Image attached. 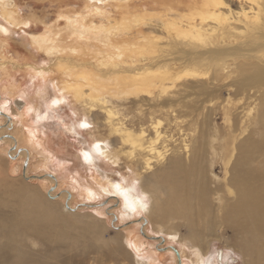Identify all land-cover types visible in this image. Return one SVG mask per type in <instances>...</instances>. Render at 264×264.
<instances>
[{"label": "rangeland", "instance_id": "374dc122", "mask_svg": "<svg viewBox=\"0 0 264 264\" xmlns=\"http://www.w3.org/2000/svg\"><path fill=\"white\" fill-rule=\"evenodd\" d=\"M102 1L14 0L16 10L23 23L20 22L21 25L13 26L0 16V29H3L0 30V110L9 114L13 121L18 122L17 125H15L16 123L14 124L13 129H17V133L21 135L22 147H27L24 136L31 134V132L32 134L34 133V139L38 141L39 147L37 145L33 147V150H35L34 155L28 161L27 173L31 176L53 174L58 180L55 186H51L44 179H37L32 182L30 180L26 181L24 167L21 164L24 160L20 161V164L16 163L15 166L11 165V160L3 153V147H6V143L10 139H0V148L2 147L0 149V170L2 169L0 171V194L3 193V197L7 198L4 193L5 190L8 192L11 187L19 189L26 185L31 186L34 184L31 187L38 191L42 197L49 198V194L57 196L55 199H50L56 201L55 204L58 211L64 220L67 221H64V223L60 221L59 225H57L58 227L53 228L51 238H49L51 240H45L46 242H44L30 238V240L26 241L24 250L37 257H43L49 264H59L60 262L64 264H139L137 262L138 257H134L136 256L134 253L136 249L133 248L135 242L131 241V245H129L127 238H135L140 234L139 231L142 232L143 230L148 234V237H145L148 240L144 238L138 240L142 242V244H139L144 252L140 251L139 253L144 258L149 259L150 257L147 256L149 253L162 247L164 249L157 250L155 253L158 254L159 259L156 264H194L192 261L193 256H191L189 250L179 262L175 252L176 249L178 251L181 250V244L178 243V239L171 241L172 239H167L166 235L157 232V230L163 227L166 231L168 229L172 232L176 231L180 236L187 239V244L190 246L188 236L190 231L197 226V231L202 236L205 235V238L209 241L206 251L201 246L204 243L203 240L200 243V240L196 239L197 245L203 248V251L205 250V264H224V262L226 264H249V258L243 251L246 235L240 232L237 226L232 224L233 227L230 224L228 226V223L223 220V212L221 211L208 216L212 220L207 217V220L194 226H189L187 220L178 217L171 219L170 223L163 224L157 218L151 220L148 218L147 223L141 225L132 221L133 219L141 218L143 215L140 213L136 212L130 221L121 218L120 215L124 208L123 202L116 205L114 201H109L112 198L108 194L98 197L96 200H89L84 190L81 189L85 188L83 186L86 184L94 185V182H96L95 186H98L97 183L100 181H104L105 185L108 182H116L115 184L121 185L133 183L137 193L141 194V182H134V179H132V182L130 181L133 176L132 170H135L141 177L144 187L151 193L153 192L154 196H157L156 190L159 189L157 187L158 182L155 180L157 175H162V172L169 169L176 159H183V161L185 159V162H190L193 152H196L198 147L203 148L205 153L206 151L208 152V162L211 163L212 148L210 143H214L213 140L215 139V144L221 148L225 140L230 141L235 134L239 133L240 127H243L242 121H244V124L247 122L246 126H248L249 116L246 113L251 107H254L253 109L251 108L254 112L256 111V104H259V98L257 100V97L263 91V88L258 90L255 85L252 87L254 88L252 93L255 91L256 94L251 99L246 93L235 94L233 89L239 88L243 77L241 71L232 62L243 61V58H240L237 54L232 56L227 53H220L221 55H218L216 60L214 59L213 64L215 66L212 64L211 69H209L211 75L209 72L208 75L205 74L208 69L206 70L203 64L202 68H200L202 72L199 80L183 78L176 82L172 88H167V94L161 93V88L158 86L134 88L132 90L131 88H114L113 95L110 98L111 103H108L118 114L113 116V123L123 122L135 132L145 130L148 135L147 138L155 136V125L160 123L158 129L162 134L158 147L164 152L165 157L163 160L154 158V161L152 160L153 168H147L144 165L145 158L151 155L139 151L131 155L129 153L130 146L127 144L123 145L121 140L118 139L119 136L113 133L111 122L103 108L96 107V110L92 112L89 106L88 108L87 105L85 106V103L79 102L68 93H61L59 89L58 80L63 76L62 72L58 71V62L60 60L68 59L67 61L73 67L75 65L91 67L92 65L100 68L101 62L104 61L102 54L115 52L114 49L110 48L111 45L105 46L104 42L100 43L95 39L78 41V45L77 41L67 37L64 40L65 51L60 53L58 57H54V55L48 56L45 52L39 51L32 44L31 33L43 32L46 27L59 29L66 26L65 20L61 18L60 14L74 15L81 12L84 14L89 13L88 15H90V11L97 10L96 13L90 15L95 17V22L97 24L102 22L109 24V19L113 22V19L116 21L122 16L135 15L145 10L155 11L160 9L158 11H162L165 9L161 6L162 4H159V0L155 2L153 0H134L131 6L128 7L130 9L127 6H121V2L117 0ZM118 3L120 4L119 6ZM165 4L176 7L179 10V14L191 9L192 6L189 0H167ZM234 8L237 10L239 6L235 5ZM173 16L174 18H179V15L174 14ZM134 24L130 31L115 37L124 39L118 45L125 49L127 55L130 53L129 50H126L128 45L129 47L131 45L132 47L136 46L138 49L140 47L144 49L146 44L151 46L152 36L160 34L165 36L162 38L163 41L170 38L168 41L170 46H163L165 49L175 48V39L166 33L167 29L165 26H160L158 30L161 32L156 33L157 25L151 27L150 25L142 24L140 21L136 25ZM159 38L161 39V37ZM215 43L221 50L223 46H227L221 41H216ZM192 46L197 48L195 45ZM71 47L75 48L76 52L72 53L69 49ZM242 51L244 52L245 49L243 48ZM135 53L137 54V52ZM140 53H138L139 57H137L139 61L132 69H136L138 66L145 67L144 65L155 57V54L150 52V55L145 54V51ZM74 62L75 65H73ZM218 63L221 65L224 63L230 64L229 71L231 76H227L226 72L221 71ZM29 64L33 66L29 67ZM34 68H39V70L51 68V70L47 69L45 74H41L39 70L37 71ZM106 75L108 74L104 76ZM214 76L218 79H214ZM229 89H232V91L230 92ZM125 91L128 92L126 93ZM53 101H58V103L53 104ZM225 107L230 108V121L225 118ZM20 113L24 115L23 120L18 116ZM87 115L90 116V127L84 129L80 127V124L84 121V118L88 117ZM229 129H232V131L230 132ZM248 133L250 132L244 134V138L249 136ZM93 135L98 137V139L94 138ZM241 136L243 138V134ZM94 139L108 140L111 146L119 152V163H110L104 157L102 158L101 154L96 153L93 148L96 141ZM84 151H89L93 154L91 162L83 158L82 153ZM3 157L4 160L2 159ZM216 174L219 176L217 181L219 179V181L223 180L224 170L222 166L218 167ZM46 177L48 178L45 179H49L50 176L47 175ZM213 185L215 186V184L211 186ZM159 190L160 199L163 198L165 192L164 188ZM67 192L71 195L64 197ZM83 202H94V204L104 202L105 204H101L98 207H84L78 210L77 213L67 212L63 208L64 205L78 207ZM1 210L2 208H0ZM108 212L113 214L110 215ZM128 221L129 223L124 225ZM206 225H209V227ZM122 226H126V228L123 230L122 228L118 229V227ZM58 232H61L64 236L61 240ZM156 234L162 235L168 242L163 244L156 239L159 237ZM168 246H174L176 249ZM27 247H30L29 250ZM220 251H224L222 261L217 259Z\"/></svg>", "mask_w": 264, "mask_h": 264}, {"label": "bare ground", "instance_id": "6f19581e", "mask_svg": "<svg viewBox=\"0 0 264 264\" xmlns=\"http://www.w3.org/2000/svg\"><path fill=\"white\" fill-rule=\"evenodd\" d=\"M117 1L121 2V6H127L128 8L134 0ZM153 1L155 2L156 0ZM166 1L159 0V4H162L161 6L165 8H161L163 9L162 11H158L160 9H156L155 11L145 10L135 15L122 16L119 20L116 19V21L113 19V22L109 19V24H105L104 22L97 24L95 22V17L90 15L96 13L97 10L90 11V15H88L89 13L84 14L81 12L74 15L60 14L61 18L65 20L66 26L59 29L46 27V30L43 32L31 33L32 44L39 51L45 52L48 56L54 55V57H58L60 53L65 51L64 40L67 37L77 41V43L84 39H95L100 43L104 42L105 46L111 45L110 48L114 49L115 52L101 53L104 61L101 62L100 68L92 65L91 67L76 66L75 62L73 64L75 67H73L67 61L68 59L60 60L58 62V71L62 72L63 76L58 80L59 89L61 93H68L79 102L85 103V106L87 105V108L89 106L92 112L96 110V107L103 108L107 114V118L111 122L113 133L119 136L117 138L121 140L123 145L127 144L130 146V152H128L131 155L135 154L136 151L151 155L145 158V163L143 162L149 169L153 168L154 158L163 160L165 157L164 152L158 147L162 134L158 129L160 123L154 124L155 136L151 138H147L148 135L145 130L135 132L123 122L113 123V116L117 113L108 103H111L110 98L113 95L114 88H131L132 90L134 88L158 86L161 88V93L167 94V88H172L176 82L183 78L187 77L199 80L200 73L202 72L200 68H202L203 64V67L205 66V69H208L205 72L208 75L210 73L209 69H211V65L218 55L227 53L234 56L233 54H237V56L243 58V61H233L232 63H235L236 66H234L241 71L243 80L239 88L233 89V91L236 95L246 93L251 99L256 94L255 91L252 93L254 89L252 87L256 85L258 90L263 88V91L261 90L262 93L257 97V100L259 98V104H256V111L252 110L254 107H251L252 109L250 108L247 111L246 114L249 116L248 126H246L247 122L244 124V121H242L243 127H240L239 133L235 134L230 141L225 140L221 148L215 144V139L213 140L214 143H210L212 148L211 163L208 162V152L206 151L205 153L203 148L198 147V150L193 152L190 162L188 161L189 164L185 162V159L184 161L183 159H176L169 169L162 172V175H157L155 178L158 182L157 187L159 189L164 188L165 194L163 198L159 199L161 196L159 189L156 190L157 196H154L153 192L151 193L146 189L141 177L135 170H132L133 176L130 178V181L132 182V179H134V182H141V194L137 193L133 183L128 185L119 184L121 190L127 193V201L123 196L115 194L116 189L114 185L116 182H108L105 185L104 181L101 182L100 180L102 179L99 178L100 182L97 183L98 186H95L96 182H94V185L86 184L83 186L85 188L81 189L84 190L89 200H96L98 197L108 194L112 198H109V201H114L116 205L123 202L124 208L122 214L120 213L121 218L130 221L136 212L140 213L143 216L132 221L141 225L147 223L148 218L150 220L157 218L163 224L170 223L171 219L178 217L187 220L189 226H194L199 224V222L207 220L206 218L211 214L221 211L223 212V220L225 223H228V226L229 224L235 225L239 228L240 232L246 235L243 251L249 258V264H264V0H189L192 5L191 9L181 14L178 13L179 10L173 5H166ZM120 4L118 3V6ZM235 5L239 6V9L236 10L234 8ZM174 14L179 15V18H174ZM0 16L13 26L23 23L16 10L14 0H0ZM138 21L151 27L157 25L156 33L161 32L158 30L160 26H165L167 29L166 33L175 39V48L165 49L163 46H170V42H168L170 38L163 41L162 38L165 36L160 34L152 36L153 41L151 46L146 44L144 49L140 47V50L136 46L132 47L130 45L129 47L128 45L126 50H129L130 53L127 55L125 49L118 45L124 39L115 37L130 31L133 23L136 25ZM216 41H221L227 46H223L221 50L215 43ZM192 45H195L197 48H194ZM243 48L245 49L244 52L242 51ZM69 49L72 53L76 52L75 48L71 47ZM144 51L148 55H150L149 52L155 54V57L151 58L149 63L144 65L145 67L138 66L136 69H132L139 61L137 60V57H139L138 53H144ZM32 66L29 64V67ZM218 66L221 71L223 70L227 73V76H231L229 71L230 64L224 63ZM180 67L183 68L178 69ZM34 69L39 70V68ZM47 69L51 70V68ZM47 69L43 68L39 72L45 74ZM102 74L108 75L102 76ZM213 78L215 79L216 77L214 76ZM223 79L221 78V80ZM225 79L227 78L225 77ZM126 85L128 87H123ZM229 90L230 92L232 91V89ZM118 94L120 95V93ZM229 110V107H225L224 109L225 118L228 121L231 120ZM18 116L23 120L24 115L20 113ZM89 117L81 121L89 124ZM17 123V121H13L9 114L0 110V139H10L6 143V147H3V153L11 160V165L15 166L16 163L18 164L24 160L21 164L25 169L24 176L27 179L26 181L30 180L32 182L37 179H44L51 186L57 185L58 180L53 174L49 175V179H45L48 178L46 174L31 176L27 173L29 165V163L26 165L27 158L30 159L34 155L35 150H33V147L38 146V141L34 139V133L32 134L31 132V134L29 133V135L24 136L27 147H22V137L17 133V129H13ZM229 131L231 132L232 129H229ZM247 132H250L248 133L249 136H245L244 138V134H247ZM93 137L98 139L94 135ZM94 143L101 145L100 152L103 153L102 158L104 157L110 163H119V152L111 146L108 140L100 139ZM90 156L93 159V154L90 153ZM2 159L4 160V157ZM3 163L5 162L3 161ZM219 165L224 170V177L221 181H219L220 179L217 181L219 176L216 174L218 167H220ZM212 184H215V186H211ZM26 186L19 189L11 187L8 192L5 190L4 193L7 195V198L3 197V193L0 194V208H2L0 211V264H49L43 257L40 258L25 251V243L30 238L44 242H46L45 240H51L49 238H51L53 228L58 227L57 225H59L60 221L63 223L65 221L57 209L56 201L50 199H55L56 195L49 194V198H45L30 185ZM69 194V192L65 193L64 197ZM143 203H146L147 207H141ZM89 204L94 206V202H83L77 207V210H75L76 207H70L69 205H64L63 208L67 212L77 213L78 210L84 208L83 205ZM129 204L131 206H128ZM108 214L110 213L108 212ZM129 221L124 223V225L129 223ZM232 225L231 227H233ZM62 226L64 227V225ZM206 226L209 227V225ZM125 228L126 226H122V230ZM139 232L140 234L135 238H127L129 245H131V241L135 242L133 248L137 251L135 250L136 256L134 257H138L137 262L139 264H156L159 259L158 254L155 253L157 250L164 248L160 247V249L153 250L147 255L150 257L149 259L144 258L139 253L140 251L144 252L139 244H142V242H139V240L142 238L146 239L145 237H148V234L143 230ZM157 232L163 233L167 239H172L171 241L178 239V243L181 244L180 251L174 246L168 247L177 250L175 252L179 262L186 256V252L189 250L191 256H193L192 261L194 264L206 263L204 251H207L209 241L205 238V235L202 236L197 231V226L190 231V235L188 236L190 246L187 244V239L180 236L176 231L172 232L169 229L166 231L161 227ZM156 235H159L156 239L163 244L168 242L162 235ZM58 236L60 240L64 237L61 232ZM196 239L200 240V243L203 240L204 243L201 246L205 248L204 251L202 250L203 248L197 245ZM223 254L224 251H220L217 259L222 261L224 258ZM59 264L64 263L60 262Z\"/></svg>", "mask_w": 264, "mask_h": 264}, {"label": "snow or ice", "instance_id": "6c2138e0", "mask_svg": "<svg viewBox=\"0 0 264 264\" xmlns=\"http://www.w3.org/2000/svg\"><path fill=\"white\" fill-rule=\"evenodd\" d=\"M0 30H3V29H0ZM56 103H58V101H53V104H56ZM80 127H81V128H84V129H87V128L90 127V125H89L87 122H82V123L80 124ZM93 148L95 149V151H96L97 153H99V154H101V155L103 154V153L100 152L101 145H100L99 143L93 145ZM82 156H83V158H84L85 160H87V161H90V160H91L90 153L87 152V151L83 152V153H82ZM114 188L116 189V193H115V194H116V195H121V196H123L124 199L127 201V193L121 190V186H120L119 184H115V185H114ZM90 195H92V194L90 193ZM128 206H131V205L129 204ZM141 207H147V204H146V203H143V204H141ZM133 210H135V209H133Z\"/></svg>", "mask_w": 264, "mask_h": 264}, {"label": "water", "instance_id": "95a60500", "mask_svg": "<svg viewBox=\"0 0 264 264\" xmlns=\"http://www.w3.org/2000/svg\"><path fill=\"white\" fill-rule=\"evenodd\" d=\"M28 161H29V159L27 158L26 165H27ZM24 170H25V169H24ZM46 175H50V176H51L52 174H46ZM38 178H39V177H38ZM69 195H70V194H69ZM101 204L103 205V204H105V203L103 202V203H101ZM101 204H94V206H91V205L89 204V205H86V206L83 205V207H98V206H101ZM77 209H78V208L76 207L75 210H77ZM118 228H122V227H118Z\"/></svg>", "mask_w": 264, "mask_h": 264}]
</instances>
